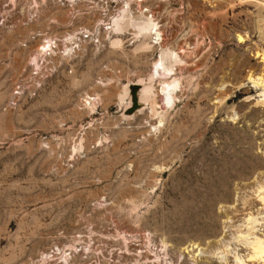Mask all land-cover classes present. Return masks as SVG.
<instances>
[{"label": "rangeland", "instance_id": "1", "mask_svg": "<svg viewBox=\"0 0 264 264\" xmlns=\"http://www.w3.org/2000/svg\"><path fill=\"white\" fill-rule=\"evenodd\" d=\"M121 5L0 0V264H30L54 245L92 247L96 264H232L248 252L233 235L247 207L264 211V86L247 76L264 74V0H148L142 10L162 31L148 49H134L127 31L121 47L109 45ZM78 28L99 29L100 45L86 42L34 97L9 107L42 39ZM165 47L182 62L154 77L151 111L135 82ZM126 83L128 106L117 100ZM239 136L260 164L232 179L213 228L197 229L179 202L203 198ZM252 226L261 234L264 219ZM138 230L155 244L139 242Z\"/></svg>", "mask_w": 264, "mask_h": 264}, {"label": "bare ground", "instance_id": "2", "mask_svg": "<svg viewBox=\"0 0 264 264\" xmlns=\"http://www.w3.org/2000/svg\"><path fill=\"white\" fill-rule=\"evenodd\" d=\"M147 1L148 0H122V5L118 9V14L112 16L111 31L108 33L107 37L109 45L111 47L117 48L122 46L124 36L126 35V33H124L125 31H127V35H132L133 38L138 39L134 49H148L151 47L152 40H162V31L159 30L158 23L152 17H148L147 14H144L145 11L142 10V3H145ZM220 1L223 2V0ZM132 4L136 5L139 8L138 12L131 11ZM130 29L132 30V32H129ZM240 38L241 35H239V39ZM35 51L37 53L38 48ZM261 55L263 60L262 70H264V54ZM181 59L182 58L179 56L178 52L166 47L160 48L159 56L152 63L147 78H139L137 82H135V85L140 87L138 100H140L143 105L144 103H147V107H149L151 111L153 110V99L155 96V88L152 84L154 77H165L166 75H171L174 65H179L182 62ZM247 76L248 79L252 80L253 83H260L264 86V74H260L259 72H257V70H250ZM88 97L90 96L88 95ZM117 100L119 103L125 102L128 106L131 101L129 84L126 83L124 84V86H122L120 93L117 95ZM251 144L252 143L250 141H246V136H239V138L236 140V144H232V147H230L231 149L229 151L227 150V152L222 157L220 156V158L217 159V172L211 182V186H208L203 190V198H193V200L186 203H182L181 201V203L179 202L181 219H183V217L185 216L186 220L197 229L208 230L213 228V226L215 225L213 208L221 200H230V192L228 190V187L232 179L247 178L260 164L257 155L250 151ZM263 184L261 182V184L257 186V190H259V194L257 195V197H259V202L262 204V209H264ZM214 194L215 196H213ZM250 204H252L251 201ZM250 209L251 208L248 207L245 209L247 210L244 215L246 219L244 218L245 220L243 221L245 227H243V229L236 230V235L232 234L233 239L240 242L241 245H244L245 249L248 252L245 256L242 255L243 258L240 255L235 254L233 258L234 260L231 262L232 264H264V230L261 234H258L253 231L255 226H252L253 223L259 222L260 219H264V216L261 218L258 217V215L264 213V211L260 210V212H255L251 211ZM248 225L251 226L249 227ZM166 245V243L162 242L161 246L165 248ZM194 245L195 243L189 245L192 247L190 249L194 251L191 257L196 256L195 252L201 251V249H198V246L194 247ZM223 246L228 247L227 245ZM198 254L196 257H198Z\"/></svg>", "mask_w": 264, "mask_h": 264}, {"label": "built area", "instance_id": "3", "mask_svg": "<svg viewBox=\"0 0 264 264\" xmlns=\"http://www.w3.org/2000/svg\"><path fill=\"white\" fill-rule=\"evenodd\" d=\"M0 26H2L1 19ZM106 26L105 30L107 31L110 29V24H106ZM98 30L78 28L71 33L50 35L43 38L42 45L38 47V52L30 60L27 75L18 80L11 91L8 106L16 105L17 101L22 98L34 97L45 85V82L56 74L65 65V61L74 56L86 42L100 45L102 40ZM131 235L137 238L139 242H153L155 244L148 231L138 230ZM91 248L88 247L87 252H85L80 247L54 245L46 249L30 264H96L93 263L90 256L92 254Z\"/></svg>", "mask_w": 264, "mask_h": 264}]
</instances>
